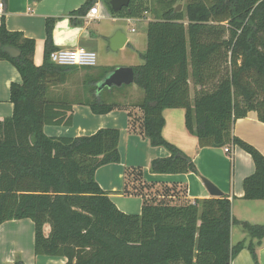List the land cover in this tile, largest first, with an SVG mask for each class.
Returning <instances> with one entry per match:
<instances>
[{"label":"trees","instance_id":"trees-1","mask_svg":"<svg viewBox=\"0 0 264 264\" xmlns=\"http://www.w3.org/2000/svg\"><path fill=\"white\" fill-rule=\"evenodd\" d=\"M154 1L158 9L147 22L142 64L131 67L132 85L143 92L135 105L143 134L151 147L169 153L151 162V173H197L191 159L162 136L163 111L182 109L185 130L200 149L232 145L251 157L254 172L242 182L243 199L264 201V156L232 134L235 122L249 112L264 124V0H185L179 12L182 0ZM94 2L87 0L69 17L84 16ZM104 3L110 10L109 0ZM149 11L150 0H134L118 15L144 19ZM56 21L46 20L38 67L34 41L9 32L3 20L0 25V61L9 62L21 78L10 86L12 115L0 119V226L31 221L34 255L64 258L65 264H230L245 247L244 241L231 246V228L237 226L258 264L255 250L264 239V224L233 219L224 196L179 205L144 199L139 215L120 212L95 180L99 168L121 162L117 129L74 138L44 134L46 126L71 127L74 104L94 115L123 107L104 99V91L110 96L114 87L98 91L113 69L81 68L80 97L50 96L52 87L64 86L79 71L49 61L57 50ZM3 47L20 56L9 57Z\"/></svg>","mask_w":264,"mask_h":264},{"label":"crops","instance_id":"crops-1","mask_svg":"<svg viewBox=\"0 0 264 264\" xmlns=\"http://www.w3.org/2000/svg\"><path fill=\"white\" fill-rule=\"evenodd\" d=\"M86 1L0 0L3 5L0 25L3 20L9 32L21 33L24 38L34 41L33 63L37 67L41 66L43 62L46 39L45 25L46 20L49 18L57 19L52 31L54 47L57 50L84 48L95 52L94 49L99 36L91 32L87 25L98 20L91 22L85 20V15L88 11L84 16L69 17L70 12L78 10ZM94 5L98 7L100 15H107L108 8L105 6L104 0H95ZM70 20H74L75 24L72 25ZM125 20L127 22L133 20L152 21V19L145 18H125ZM127 43L128 39L126 45ZM78 69L80 70L81 68ZM70 80H72V77L65 85ZM20 83L21 78L17 70L9 62L0 61V119L12 115L13 105L10 102V86ZM75 85L78 86L79 84L75 83L73 86ZM135 87H129V89L132 88L129 94H134L138 103L143 95L139 96L138 87ZM192 94L193 91L191 90V98ZM162 115L164 119L163 138L191 159L197 169V173L181 175H157L151 173V162L157 158H167L169 153L163 148L150 146L141 127V111L136 107L123 106L121 109L112 110L105 115H94L87 106L74 104L72 106L71 127L46 126L44 131L47 128L50 130L52 134H46L49 137L71 138L91 136L99 129L105 128H113L119 131L118 151L121 156V162L99 168L95 172V180L101 190L108 194L111 202L124 214L139 215L143 204L142 202L136 206L137 212H129L128 203L122 202L126 198L120 194L124 193L125 188L127 193H136V195L129 194L128 197H143V200L154 199L157 202L179 200L177 201L178 204H182L187 201L193 203L196 199L214 198L209 195L200 181V178L204 177L219 189L222 196L230 201L233 219L252 225L264 224V201H245L243 199L242 182L254 172V164L251 157L232 145L200 149L197 139L189 136L185 130L184 110L166 109ZM77 120H80V122H77ZM91 123L93 126L89 127ZM232 134L234 137L253 146L264 156V124L258 121L254 112H249L245 118L237 120L233 126ZM225 148L229 149L230 153H225ZM129 159L133 163L130 170L124 167L128 165ZM138 173H141V176L138 177L139 180L137 179ZM164 189L169 190V196L163 195ZM178 191L182 193V197L178 198L173 194ZM137 193H140V195H137ZM113 199H116V201ZM18 222L21 221H10L2 224L0 226V230L2 229L0 238L9 229L7 226H13ZM236 228L240 232L239 240L234 241L233 230ZM29 239H31V236ZM241 241H244L245 244L249 243V239L245 237L240 227L233 226L231 228V246ZM16 250L18 249L9 248L0 240V264H15V261L19 259L17 253H20L21 256L22 252L24 253L22 249ZM256 252H258V264H264V239L261 241L259 248L256 249ZM28 257L23 258L22 256L21 261L24 264H65L66 262L64 258L35 256L32 248ZM230 264L254 263L249 252L244 249L231 260Z\"/></svg>","mask_w":264,"mask_h":264},{"label":"rangeland","instance_id":"rangeland-1","mask_svg":"<svg viewBox=\"0 0 264 264\" xmlns=\"http://www.w3.org/2000/svg\"><path fill=\"white\" fill-rule=\"evenodd\" d=\"M178 5H181V10H183L184 5H185V0H182L176 6ZM157 9L158 8L155 4V1L150 0V11L147 15L144 16V18L153 19L154 11ZM146 26H147V22L145 20H133V21L127 22L123 16L118 15V14L113 15L110 10L107 11V15L105 16L104 19L88 24L87 25L88 29L91 32L99 36L96 42V47L94 49L95 54H96V67L94 69H97V71H102L104 69L114 70L117 68H127V67L138 66L142 64V61L139 55L146 50L145 48L147 46ZM131 29H134V32H131ZM118 31H121L123 34H125V36L128 39V43L123 49L117 52H112L108 48V39L113 37L115 33ZM84 74H85L84 71L79 70L74 76H72V80H70L67 85H64V86L58 85L56 87H52V89L50 90L51 91L50 96L68 94V97H70L71 99H74V96L80 97L82 94V86H80V83H81V80ZM75 83L79 85L73 86ZM129 87H135V86H132V85L123 86L121 90H119L120 88L114 87L110 96H107L106 91H104L103 93L104 99H108V101L110 100L112 102L114 101V103L115 102L117 104L119 103V105L131 106L133 108L135 107L138 100L134 94H129V91L132 89V88L129 89ZM137 91L139 93V96L143 95V92L140 89L137 88ZM131 96H132V99H131ZM106 97H109V98H106ZM77 122H80V120H77ZM92 126L93 124L91 123L89 127H92ZM44 132H45L44 133L45 135L52 134L50 133V130H48V128ZM132 164H133L132 161H130L129 159L128 165L124 167L130 170L132 169L131 168ZM110 194H116V193H110ZM120 194L124 198H126L122 200V202L128 203L129 208H130L129 212L131 213L137 212L138 209L136 206L143 202V197H128L127 193H120ZM132 194H135V193H132ZM168 194L170 195V193ZM173 194L178 198L182 197V193H180V191H178L177 193H173ZM113 200L116 201V199H113ZM171 201L174 202V204H178L177 201L179 200L177 201L171 200ZM20 221L21 222H18L17 224L13 226H7V228L9 229H7L6 234L2 236L0 240H2L3 244L5 243L9 248L18 249V250L22 249V251H24V253L22 252L23 258H29L28 256L31 253V248L33 252L32 237H33L34 227H33L32 222L29 220H20ZM233 231H234V237H233L234 241L239 240L238 236L240 232L238 231L237 228L234 229ZM30 236H31V239H29ZM246 245H248V243L245 244V247L241 249V251L246 249ZM255 255L256 257L258 256V252H256V250H255ZM17 256H19L18 260L22 259V256L20 253H17Z\"/></svg>","mask_w":264,"mask_h":264},{"label":"water","instance_id":"water-1","mask_svg":"<svg viewBox=\"0 0 264 264\" xmlns=\"http://www.w3.org/2000/svg\"><path fill=\"white\" fill-rule=\"evenodd\" d=\"M134 0H109L110 10L114 14H119L123 10L128 11L130 3ZM181 11V5H178L175 12ZM127 37L121 31L115 33L113 37L108 39V48L112 52H117L126 45ZM2 51L9 55V57L15 59L20 56V52L13 47H3ZM134 82V73L131 67L117 68L110 72L106 77L98 84V91L105 88L111 89L121 88L123 86L132 85ZM201 183L209 193L211 197L218 198L222 196V193L213 185L209 180L204 177L200 178Z\"/></svg>","mask_w":264,"mask_h":264},{"label":"built area","instance_id":"built-area-1","mask_svg":"<svg viewBox=\"0 0 264 264\" xmlns=\"http://www.w3.org/2000/svg\"><path fill=\"white\" fill-rule=\"evenodd\" d=\"M3 5L0 3V15L2 14ZM105 16L99 14L98 7L93 5L85 15L88 22L93 20L104 19ZM134 32V29H131ZM49 61L61 67H77V68H95L96 54L93 51L84 48L76 49H58L50 53ZM225 153H230L229 149H224Z\"/></svg>","mask_w":264,"mask_h":264},{"label":"bare ground","instance_id":"bare-ground-1","mask_svg":"<svg viewBox=\"0 0 264 264\" xmlns=\"http://www.w3.org/2000/svg\"><path fill=\"white\" fill-rule=\"evenodd\" d=\"M2 231V229L0 230V232Z\"/></svg>","mask_w":264,"mask_h":264}]
</instances>
